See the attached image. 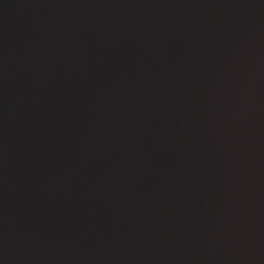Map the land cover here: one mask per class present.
Listing matches in <instances>:
<instances>
[{
  "label": "water",
  "instance_id": "obj_1",
  "mask_svg": "<svg viewBox=\"0 0 264 264\" xmlns=\"http://www.w3.org/2000/svg\"><path fill=\"white\" fill-rule=\"evenodd\" d=\"M0 264H264V0H0Z\"/></svg>",
  "mask_w": 264,
  "mask_h": 264
}]
</instances>
